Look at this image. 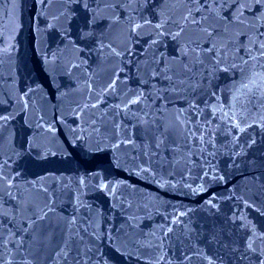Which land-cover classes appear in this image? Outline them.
I'll use <instances>...</instances> for the list:
<instances>
[{"label": "water", "instance_id": "1", "mask_svg": "<svg viewBox=\"0 0 264 264\" xmlns=\"http://www.w3.org/2000/svg\"><path fill=\"white\" fill-rule=\"evenodd\" d=\"M262 33L255 0H0V264L264 259Z\"/></svg>", "mask_w": 264, "mask_h": 264}, {"label": "snow or ice", "instance_id": "2", "mask_svg": "<svg viewBox=\"0 0 264 264\" xmlns=\"http://www.w3.org/2000/svg\"><path fill=\"white\" fill-rule=\"evenodd\" d=\"M255 2L262 3L264 0H255ZM157 27H161V25H157ZM261 35H264V33ZM208 50L212 51L213 49L210 48ZM253 50L256 51V55H252ZM247 55L248 60H245L244 63L248 64L251 61L252 65L249 73L239 81L238 85L234 86V98L237 101L249 95H254L258 89L264 87V43H260L258 46L253 43V48L247 51ZM249 249L256 251L252 244H249ZM261 255H264V249L261 250ZM258 264H264V259H259Z\"/></svg>", "mask_w": 264, "mask_h": 264}]
</instances>
